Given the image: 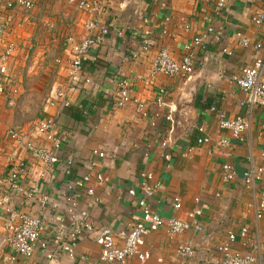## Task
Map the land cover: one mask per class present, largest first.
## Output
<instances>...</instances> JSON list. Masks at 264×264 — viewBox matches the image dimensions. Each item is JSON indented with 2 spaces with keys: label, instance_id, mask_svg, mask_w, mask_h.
I'll use <instances>...</instances> for the list:
<instances>
[{
  "label": "crops",
  "instance_id": "0c3cea01",
  "mask_svg": "<svg viewBox=\"0 0 264 264\" xmlns=\"http://www.w3.org/2000/svg\"><path fill=\"white\" fill-rule=\"evenodd\" d=\"M85 1L97 5L98 10L84 12L68 0H47L31 12L0 11V48L13 45L7 73L12 88L15 86L22 96L17 107H12L9 97H0V141L4 147L0 155V261L10 254L4 211L40 216L45 228L43 238L60 231L66 237L70 220L64 197L70 194L68 186L79 176H89L84 186L97 201L93 203L84 187H77L74 213H88L95 232L103 227L126 228L146 189L153 191L146 199L149 210L163 222L174 218L190 225L179 235L170 234L166 227L149 234L144 246L149 255L144 264H208L216 256L215 246L224 243L228 233L236 237L233 250L245 253L251 242L258 248L256 264H264V215L256 219L253 208L264 176L261 184L249 189L242 186V174L264 162V108L253 110L242 142L218 125L222 114L229 119L245 114L240 105L244 96L233 79L257 58L264 59V24L257 26L252 21L264 15V0H225L219 15H214L218 0ZM88 21L96 25L93 31L86 29ZM210 26L218 41L207 35ZM102 28H109V34L103 44L89 50L82 62V75L90 84L69 90V64L74 55L66 38L79 41ZM117 31H125L126 37L118 38ZM136 33H148L154 47L138 52V45L133 48L130 43ZM196 38H203L205 49H190L196 67L192 76L168 78L153 73L157 52L165 49L179 59L189 53L184 48ZM241 38L251 45H240ZM258 43L262 47L255 50L253 46ZM133 49L138 52L135 58ZM38 72L42 75L33 86ZM119 82H125L129 90L124 108H117L114 100ZM55 90L64 93L65 102L51 101ZM160 90L164 91L163 104L157 106ZM31 99H40L34 124L51 119L58 130V157L75 161L68 179L56 169L32 162L6 136L8 130H14L24 134V142L30 140L34 124L20 120L19 115L26 112ZM202 138L209 142L198 144ZM221 140L229 145L219 146ZM37 143L52 146L43 139ZM14 156L29 162L30 198L10 188L7 164ZM224 164L231 165L237 175L232 185L223 181ZM98 174L105 179L103 183L96 182ZM129 190L134 192L132 197L127 194ZM41 196H47L51 203L40 206L37 200ZM241 228L247 229V240L240 238ZM93 235L80 238L74 255L57 252L49 263L37 250L32 264H97L99 248ZM187 242L194 254L191 260L182 262L176 256L177 248ZM126 264L139 263L131 259Z\"/></svg>",
  "mask_w": 264,
  "mask_h": 264
},
{
  "label": "built area",
  "instance_id": "2783aa9c",
  "mask_svg": "<svg viewBox=\"0 0 264 264\" xmlns=\"http://www.w3.org/2000/svg\"><path fill=\"white\" fill-rule=\"evenodd\" d=\"M47 0H0L1 10H21L31 12L38 6H41ZM68 2L74 5L78 10L84 12H95L98 10V6L94 3L87 2L85 0H68ZM163 6L167 3L163 2ZM225 0H218L215 4L214 15H219L224 11ZM253 23L257 26L264 24V15L259 14L252 19ZM88 31H93L96 25L92 21H88L86 24ZM109 34V28H102L97 31L96 34L85 37L79 41H75L72 37H67L66 41L71 46L73 52V59L69 64V75L71 78V84L69 90H74L76 86L80 84H90L89 79H85L82 75V62L85 59L89 50L96 46L101 45L104 42L105 37ZM207 35L214 36L213 27H208ZM116 36L120 39L126 37L125 31H117ZM130 43L133 48L138 45L137 51L148 52L154 47V41L149 37L148 33H144L141 36L133 34L131 36ZM217 35L214 36V40H217ZM134 44V45H133ZM239 44L247 47L251 43L246 38H241ZM12 44H5L0 48V97L7 96L12 102L13 96L16 95L17 90L15 86L12 88V79L7 73L9 59L12 56ZM192 47L205 49L203 44V38H196L193 42L186 46L184 49L189 51L182 55L179 59L174 58L167 50L162 49L157 52V55L153 61V73H159L168 78H189L195 72V62L190 49ZM262 47L261 43L253 46L255 50H259ZM132 56L135 58L138 52L136 49L132 50ZM223 52L231 56L232 53L223 50ZM234 85L242 92L243 100L240 103L245 108L244 116H239L235 119H229L225 115H221L219 119V128L225 132H228L231 137L239 142L244 140L247 130L250 128V116L255 108H264V59L257 58L250 67H245L239 76L233 79ZM125 82H119L115 91V104L117 108H124L129 97V90ZM160 97L156 100V105H162V96L164 91L160 90ZM52 102L62 100L65 102V95L60 90H55L51 93L50 97ZM135 103V102H134ZM138 110L142 109V105H137ZM7 138L18 144L25 153L29 155L32 162H36L42 167L56 169L62 177L65 179L72 176L74 170L75 161L72 158L60 160L57 155L59 147L58 130L51 119H44L34 124L32 131L29 133V141L24 142V134L18 133L14 130H8L6 133ZM43 139V142H49L52 144L50 147H46L42 143L38 144L37 141ZM198 144H207L208 138H202L197 141ZM227 140H221L219 146H228ZM4 153V147L0 141V155ZM92 155L104 157L103 154L92 152ZM165 160H168V156H164ZM29 162L24 158H18L16 156L11 157L8 160V171L10 188L12 191L16 190L21 192L23 196L30 198L32 192L29 191ZM222 175L224 183L232 185L237 180V175L229 164H224L222 167ZM264 176V162L262 166L256 169L247 170L242 174V186L245 189L252 188L256 184H261ZM97 183H103L105 179L101 174L96 177ZM90 181L89 176H79L72 184H69V195L64 197V200L68 206L70 225L66 231V237L60 231L57 235H50L48 238H43L44 224L40 216L33 215L31 212H20L6 210L2 216L4 221V229L7 234L6 245L10 250V254L0 261V264H32L34 253L40 250L42 254H45V258L48 263L53 260V257L57 252H64L65 254L72 256L76 245L83 235L94 233L93 240L99 248V256H97V264H126L129 260L135 259L139 264H144L148 259V252L144 250L145 238L162 227H166L170 234L179 235L190 228L188 222H182L177 219H169L166 222L155 213H153L146 202V199L152 196L153 191L150 189L144 190L143 198L138 199L137 212L130 216L129 223L124 229H109L103 227L98 232H95V226L91 222L88 213L83 212L80 215H76L74 210L77 208L78 192L77 187H84V191L87 196H90L93 203H96V199H93V193L89 188H85V184ZM128 196H133V190L128 191ZM6 198V197H5ZM258 201L254 205L255 218L261 219L264 215V186L260 188L257 193ZM40 206L51 203V200L47 196H41L37 200ZM92 203V204H93ZM176 208H179V204H176ZM193 218L194 216L191 215ZM197 228V227H196ZM247 229L241 228L240 238L246 239ZM224 243H220L215 246V258L209 260L208 264H256L258 248L255 245L247 247V252L241 253L233 250V246L236 242V237L232 233H228L225 237ZM194 251L191 245L187 243L179 244L177 248V255L182 262H186L193 258Z\"/></svg>",
  "mask_w": 264,
  "mask_h": 264
},
{
  "label": "rangeland",
  "instance_id": "374dc122",
  "mask_svg": "<svg viewBox=\"0 0 264 264\" xmlns=\"http://www.w3.org/2000/svg\"><path fill=\"white\" fill-rule=\"evenodd\" d=\"M37 59L33 60L32 62H36ZM41 73H37L36 74V77H38L37 79L34 80L33 82V86H37L38 85V82L39 81V78L41 77ZM51 76V75H49ZM37 88V87H36ZM49 88H43L42 91H48ZM21 93H18V90H17V93L15 95V98L13 101V104H12V107L13 106H16L17 107V104L19 103H22V96H20ZM40 99H37V100H32L28 103V105L26 106V112L24 114H20L19 117H20V120L22 121H30L32 122V125L34 124V120L38 117V114H39V109L37 106H40ZM18 117V115L16 116Z\"/></svg>",
  "mask_w": 264,
  "mask_h": 264
}]
</instances>
